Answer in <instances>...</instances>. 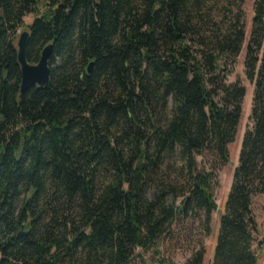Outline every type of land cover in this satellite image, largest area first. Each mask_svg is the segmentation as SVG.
<instances>
[{"label": "trees", "instance_id": "obj_1", "mask_svg": "<svg viewBox=\"0 0 264 264\" xmlns=\"http://www.w3.org/2000/svg\"><path fill=\"white\" fill-rule=\"evenodd\" d=\"M209 1L0 0V264H131L190 213L211 232L218 169L246 96L226 65L246 34L244 0H225L235 8L228 26L206 34ZM30 14L28 60L50 43L53 54L48 84L22 94L16 34ZM246 73L251 125L212 264H258L264 243L253 210L264 194V0H255ZM176 155L181 171L162 178ZM169 195L189 197L186 210Z\"/></svg>", "mask_w": 264, "mask_h": 264}, {"label": "rangeland", "instance_id": "obj_2", "mask_svg": "<svg viewBox=\"0 0 264 264\" xmlns=\"http://www.w3.org/2000/svg\"><path fill=\"white\" fill-rule=\"evenodd\" d=\"M254 5L255 0H244L242 3V22L246 34L245 41L242 46V51L235 58V61L226 65L230 69L228 82L239 81L246 88V96L243 101L242 116L237 127L235 139L229 144L230 161L218 169L219 182L215 189L218 210L213 213L211 232L207 234L203 220L194 217L191 213L188 216H179L161 239L160 246L156 250L137 249L132 257L131 264H158L157 257L159 254L167 260L168 264H186L195 251L202 246L206 250L203 264H212L219 231L220 216L225 210V203L232 186L235 168L239 162L244 133L251 125L250 115L252 113L254 83L248 78L246 73V53L253 27ZM234 9L225 0L218 2L210 0L207 6L201 10L199 17L201 19L200 23L203 25L202 29H205L206 34H212V31H216L217 29L225 30L235 13ZM34 18L35 16L33 14L25 17V25L18 29L16 34L17 38L22 31L28 30L26 26L31 24ZM59 61V58H56L55 62L58 63ZM181 168L182 160L179 155H176L166 160L161 166V169H159V175L162 178H166L169 175L175 178L176 174L181 171ZM160 176L157 179L158 181L162 180ZM107 178L108 175L102 172L99 177L100 183L106 181ZM156 190V184L151 182L147 188L148 197L153 198ZM181 199L175 200L172 195H169L168 202L182 207ZM253 210L260 228L259 237L264 242V194L254 196ZM258 264H264V243L259 252Z\"/></svg>", "mask_w": 264, "mask_h": 264}, {"label": "water", "instance_id": "obj_3", "mask_svg": "<svg viewBox=\"0 0 264 264\" xmlns=\"http://www.w3.org/2000/svg\"><path fill=\"white\" fill-rule=\"evenodd\" d=\"M30 31L24 30L20 33L17 41V56L21 66L22 79L20 84V92L26 93L32 87H45L50 80L51 65L50 59L53 54V44L46 45L40 54V58L36 63H32L27 58V46L30 41ZM93 62L88 65V72L92 71ZM189 197L185 200L181 211H185Z\"/></svg>", "mask_w": 264, "mask_h": 264}]
</instances>
